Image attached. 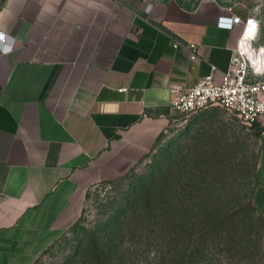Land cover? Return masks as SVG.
Listing matches in <instances>:
<instances>
[{
	"label": "crops",
	"instance_id": "1",
	"mask_svg": "<svg viewBox=\"0 0 264 264\" xmlns=\"http://www.w3.org/2000/svg\"><path fill=\"white\" fill-rule=\"evenodd\" d=\"M148 1L0 0V264H30L82 216L90 189L170 136L178 91L229 69L244 24L219 18L247 16L218 0ZM253 131L264 218L263 119Z\"/></svg>",
	"mask_w": 264,
	"mask_h": 264
},
{
	"label": "rangeland",
	"instance_id": "2",
	"mask_svg": "<svg viewBox=\"0 0 264 264\" xmlns=\"http://www.w3.org/2000/svg\"><path fill=\"white\" fill-rule=\"evenodd\" d=\"M218 1L257 17L264 45V0ZM177 116L163 145L90 189L82 216L30 264H264L255 132L216 105Z\"/></svg>",
	"mask_w": 264,
	"mask_h": 264
},
{
	"label": "built area",
	"instance_id": "3",
	"mask_svg": "<svg viewBox=\"0 0 264 264\" xmlns=\"http://www.w3.org/2000/svg\"><path fill=\"white\" fill-rule=\"evenodd\" d=\"M142 1L146 4V10L150 11L152 4L148 0ZM240 23L244 24V29L230 67L221 81H215L213 75H206L195 85L178 91L172 101V108L178 114L189 116L217 105L234 114L249 129H253L261 119L264 124V48L255 43L259 36L260 20L254 15L242 18L234 14L220 17L218 26L232 29ZM6 39L7 34L0 31L1 47ZM12 47L10 45L8 48ZM189 47L192 49L191 58L196 59L197 45L190 43Z\"/></svg>",
	"mask_w": 264,
	"mask_h": 264
},
{
	"label": "trees",
	"instance_id": "4",
	"mask_svg": "<svg viewBox=\"0 0 264 264\" xmlns=\"http://www.w3.org/2000/svg\"><path fill=\"white\" fill-rule=\"evenodd\" d=\"M206 109H207V108H206ZM206 109H203V110H201V111H199V112H197V113H194V114H192V115L198 114V113H200V112H202V111H204V110H206ZM183 116H185V115H183ZM182 118H183V117H182ZM177 119L180 120V119L178 118V116H177ZM252 130H253V129H252ZM256 134H257V133H255V135H256ZM256 136H257V135H256ZM169 137H170V136H169ZM169 137H168V138H169ZM165 141H166V140H165ZM165 141H164V142H165ZM164 142L160 143L156 148H158V147H160L161 145H163ZM156 148H155V149H156ZM149 153H150V152H149ZM149 153H148V154H149ZM148 154H147V155H148ZM147 155H146V156H147ZM146 156H145V157H146ZM145 157H144V158H145ZM142 160H143V159H142ZM112 180H113V179H112ZM108 181H111V180H108ZM148 203H150V204H148V210H147V211H148V215H150L152 212H155V211H157V210L159 209V206L157 205V202H156V200H154V198H150ZM253 203H254V202H253ZM254 206H255V205H254ZM255 207H256V206H255ZM256 209H257V208H256ZM202 243H204V240L202 241ZM189 256H191V255H189ZM122 262H124V261H122ZM122 262H121V263H122ZM189 262H190V261H189ZM97 264H98V262H97ZM102 264H103V263H102ZM174 264H179V260H178V258H175V259H174Z\"/></svg>",
	"mask_w": 264,
	"mask_h": 264
},
{
	"label": "bare ground",
	"instance_id": "5",
	"mask_svg": "<svg viewBox=\"0 0 264 264\" xmlns=\"http://www.w3.org/2000/svg\"><path fill=\"white\" fill-rule=\"evenodd\" d=\"M264 47V46H263Z\"/></svg>",
	"mask_w": 264,
	"mask_h": 264
}]
</instances>
